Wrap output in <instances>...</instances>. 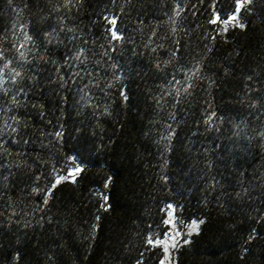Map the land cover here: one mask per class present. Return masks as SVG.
<instances>
[{
    "label": "trees",
    "instance_id": "trees-1",
    "mask_svg": "<svg viewBox=\"0 0 264 264\" xmlns=\"http://www.w3.org/2000/svg\"><path fill=\"white\" fill-rule=\"evenodd\" d=\"M236 7L0 0V264H160L171 205L176 264H264V0Z\"/></svg>",
    "mask_w": 264,
    "mask_h": 264
},
{
    "label": "rangeland",
    "instance_id": "rangeland-1",
    "mask_svg": "<svg viewBox=\"0 0 264 264\" xmlns=\"http://www.w3.org/2000/svg\"><path fill=\"white\" fill-rule=\"evenodd\" d=\"M199 222L195 220H184L180 216L177 205H171L167 211L166 232L162 236V257L160 264H176L177 252L187 245L197 231L192 230V224ZM167 248V251H165Z\"/></svg>",
    "mask_w": 264,
    "mask_h": 264
},
{
    "label": "snow or ice",
    "instance_id": "snow-or-ice-1",
    "mask_svg": "<svg viewBox=\"0 0 264 264\" xmlns=\"http://www.w3.org/2000/svg\"><path fill=\"white\" fill-rule=\"evenodd\" d=\"M70 2V0H69ZM248 2V0H237V7H236V13H239L241 8L243 7L244 3ZM231 19L235 20L236 19V16H232ZM213 23H215V20L212 21ZM110 23L113 25V31H112V35H113V38H118L117 37V33L115 31V25H116V21L115 19L111 20ZM77 171H79V169H77ZM66 177H60L58 180H57V183L60 182V180H63L65 179ZM192 230L193 231H197L198 230V225L193 222L192 224ZM149 243H152L151 239H149ZM157 243H160V241H157ZM165 251H167V248H165Z\"/></svg>",
    "mask_w": 264,
    "mask_h": 264
}]
</instances>
